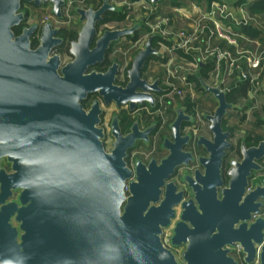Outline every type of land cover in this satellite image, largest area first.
I'll use <instances>...</instances> for the list:
<instances>
[{"label":"water","instance_id":"95a60500","mask_svg":"<svg viewBox=\"0 0 264 264\" xmlns=\"http://www.w3.org/2000/svg\"><path fill=\"white\" fill-rule=\"evenodd\" d=\"M21 1L37 6L49 3L56 17H61L63 5V0H0V154L5 155V133L9 129L5 126V75L16 78L21 73H64L62 78L54 76L53 80L60 83L51 86L59 113L69 114L67 124L58 126V135L68 133L80 147H85V156L80 149L77 158L80 169L84 162L86 171L84 190L80 181L75 196L71 186L60 183L56 191V217L58 226H64V234H58L55 264H178L161 242L162 230L174 218L177 206L179 219L170 240L175 246L185 245L183 264H236L230 256L236 244L248 264L254 258L255 246L261 244L260 259L264 264V217H252L260 214L264 182L249 187L252 174L263 172L260 161L264 158V135L255 146L246 147L241 141L240 158L227 160V151L232 148L231 134L223 130L222 121L227 111L236 106L226 101V90L208 85L198 70L194 76L201 89L216 101L212 113L203 115L209 137L198 135L194 141L190 132L182 133L183 123H190L192 118L179 103H174V118L168 125L171 139L163 138L160 145L166 154L158 161L152 158L146 163L135 159L129 166L127 152L137 141L146 140L150 128L139 130L135 120L123 134L118 116L113 115L109 121L111 143L105 150L102 106H126L130 113L142 105L152 107L154 93L162 92L159 80L149 83L141 71L147 59L156 57L158 52L151 46L152 38L147 39L132 57L124 84L116 83L117 61L104 71L90 68L104 60L111 44L132 37L142 27V21L130 27L97 30L105 12H116L118 7L103 0L98 8H74L80 28L69 45L72 59L60 66L58 54L45 62L51 47L59 42L53 38L55 30L50 29V23L42 26L40 44L35 50L29 48L28 35L36 24L14 37L11 28L22 18ZM146 1L155 5L161 0ZM214 1L232 6L237 0ZM87 94L97 97L83 111L80 101ZM193 143L204 154L198 155L197 168L190 173L188 167L194 161V153L185 148ZM180 167L186 168L181 182L192 194L186 200H182L183 191L176 192V185L169 181ZM58 176L66 177L60 169ZM68 218L79 220V226L70 229ZM67 234L68 240L71 237L75 242L60 245Z\"/></svg>","mask_w":264,"mask_h":264},{"label":"flooded vegetation","instance_id":"af4514ba","mask_svg":"<svg viewBox=\"0 0 264 264\" xmlns=\"http://www.w3.org/2000/svg\"><path fill=\"white\" fill-rule=\"evenodd\" d=\"M102 3L103 0H90L89 6L98 8ZM63 5L61 6V17H56L51 12L49 3L37 6L31 2L21 1L19 12L22 14V18L17 25L11 28L14 37H17L25 29L36 24V27L28 35L29 48L35 50L40 44L42 26L47 22L50 23V29L55 30L52 34L53 38L59 42L51 47L45 62H48L52 55L58 54L60 66L72 59L69 54V45L76 39L80 27L77 15L73 20L75 25H69L70 20H66L62 11ZM118 9L119 12L121 7L118 6ZM122 10L120 12L126 13L123 6ZM71 11L74 12V8ZM70 14L73 13L70 12ZM135 22L138 21L128 20L125 17L124 22L111 23H116L120 27H130ZM77 23L79 25H76ZM115 44H111V47ZM67 56L70 57L68 61L64 60V57ZM149 62L150 60L147 61L142 76L144 78L153 77L152 82L158 79L159 88L163 91L159 75L150 74L152 68L148 67ZM54 76L62 78L64 73L60 70L56 73H21L16 78L5 75V126L9 129L5 133V155L0 154V264H55L54 255L57 253L59 245L58 234L59 232L64 234V226H58L56 217V191L59 183L67 187L71 186L75 196V193L79 191V182L81 181L83 191L84 182L86 183L87 180L84 162L82 169L77 162L80 149L82 157L85 156L84 144L80 147L68 133L58 135V126L67 124L69 114L67 112L59 113L56 103H53L51 96L53 87L51 86L54 83H60L58 80H53ZM42 77L45 79L41 80ZM157 95L154 93L155 101L152 107L142 105L134 113H130L125 106L127 111H121V123L119 124L123 134L129 131L135 120L138 122L139 130L150 128L146 134V140L137 141L135 146L127 152V164H129L128 160L132 153L135 157L142 154L143 163L152 158L158 161L166 154L160 143L158 145L155 143L162 142L165 137L171 139L168 125L174 117L167 110L165 118L160 120L157 113ZM95 97L97 96L95 95ZM90 98V95L87 94L80 101L83 111H87L94 100V98ZM192 123L193 119L190 123L182 125V133H187ZM103 128L105 129V139L102 143L107 150L106 145L108 141H111V138L108 133L109 128ZM152 142H154L153 146ZM185 149L192 148L186 147ZM148 154L151 156L149 157ZM129 166L132 165L129 164ZM59 169L65 173V178L59 179ZM183 171L180 173L178 169H175L169 181L176 185V192L183 191L182 200H186L191 198L192 194L186 195L187 187L181 182ZM257 182L263 184L264 180ZM257 182L253 178L250 179L249 187L253 188ZM261 202L260 214L253 215L255 216H252L253 219L263 214L264 199ZM71 205L75 210L74 204L71 203ZM174 209V218L162 230L161 242L165 248L171 251L176 262L183 264L182 252L185 245L175 246L171 244L170 240L180 213L179 206ZM68 222L70 229L78 227L80 223L79 220L69 218ZM82 225L84 228V223ZM60 241L62 242L60 245L69 244V241L75 242L71 237L68 240V234ZM235 246L232 248L230 256L233 257L236 264H248L243 260L241 248L236 250ZM260 246L261 244L255 246L254 258L250 264H261Z\"/></svg>","mask_w":264,"mask_h":264},{"label":"built area","instance_id":"2783aa9c","mask_svg":"<svg viewBox=\"0 0 264 264\" xmlns=\"http://www.w3.org/2000/svg\"><path fill=\"white\" fill-rule=\"evenodd\" d=\"M63 2L65 4L62 11L69 21L71 9L77 7L86 9L90 0ZM121 4L130 11L138 9L143 15L130 18L132 21H142L136 39L121 38L117 42L118 44L123 41L121 46L117 45L112 52L119 64L117 79L125 80V70L131 63L133 55L142 49L147 39L156 38L155 46H151L158 52L155 57L157 61L151 62L153 65L162 64L164 70L163 76L160 77L163 91L156 98L157 113L161 121L172 103H179L185 109V101L196 102L197 89L191 76L200 70V65L209 67L208 75L203 80L210 86H219L227 91L233 83L247 81L248 98L263 94L264 45L248 42L245 35L236 33L240 26L249 20L242 7L229 6L214 0L204 5L196 1L183 0L182 4L175 7L173 13L169 15L160 13L156 5L146 0H126ZM126 19L130 20L127 16ZM253 22L260 25L256 20ZM219 42L234 47V50L221 46ZM242 42L251 43L253 49H241ZM160 60L164 62L160 63ZM120 76L123 78L119 79ZM147 78L152 82L153 77ZM186 113L193 119L187 132L191 133L195 141L201 126L206 123L201 113L195 111ZM261 216H264V211ZM239 248L238 245L235 246L236 250Z\"/></svg>","mask_w":264,"mask_h":264},{"label":"rangeland","instance_id":"374dc122","mask_svg":"<svg viewBox=\"0 0 264 264\" xmlns=\"http://www.w3.org/2000/svg\"><path fill=\"white\" fill-rule=\"evenodd\" d=\"M108 1L112 6H117V7L119 6L122 8L123 4H121V2L126 1V0H108ZM180 1L183 2V0H180ZM125 10H126L125 17L127 16L129 19L130 18L134 19L136 17L138 18L140 16V14L143 15V12H140L138 9H135L133 11H130L127 9H125ZM70 12H72L73 14H70L71 19H70L69 25L73 26V25H75V24H73V20H75L76 14L74 15L73 11H70ZM46 14H48V13H46ZM76 25H79V23H77ZM180 25H182V24H180ZM103 27L113 28V27H120V25L117 26L116 23H107V24L100 25L97 28V30H100ZM122 42L123 41H120L118 44L116 43L114 45V47H112L111 52H109V54H108L109 59L117 60V58H115V56L112 52L115 48H117V45L121 46ZM246 45L247 44L243 45V49L246 48ZM64 60L68 61V60H70V57H68V56L64 57ZM153 60L157 61L156 58H154ZM161 62H164V60H160V63ZM148 67L152 68V71L150 72V74L159 75L158 77L163 76V74H164L163 66L162 67H159V66L153 67V63L150 61L148 63ZM207 75H208V72H206V76ZM122 78H121V76L119 77V79H122ZM116 82H121V80L120 81L117 80ZM162 84L164 85V83H162ZM197 95H198V98H197L196 102L198 101L199 105H201V108H202V110H200V109H198V110L201 112L208 110L207 105L211 104V102H212L211 99H213V97L210 94H208L207 92L202 94L200 91H197ZM94 96H91V98L93 99ZM157 97H158V95L156 96V98ZM246 98L247 99H243V100H241V102L239 104L235 105L236 106L235 108L229 109L225 115V118H226L225 119V121H226L225 125L227 127H230L233 130V133L230 136V141L232 144V148L234 149L231 151V149H232L231 148L229 151H227V154H228L227 160L230 158H235V159L240 158V155L238 152H236L235 148L239 147L240 142L244 140V137L246 135H249V134L251 136L252 135H259V136L264 135V124L257 125V123H256L258 121L257 120L258 118L263 121L264 111H263L262 107L264 106V98L260 94L255 95L253 98H248V97H246ZM102 108L104 110L103 117H102V126L105 128H107V127L109 128V121L113 115L118 116L121 114V111H123V110L125 112L127 111L125 106L115 107V105L113 103H110L108 106H102ZM206 126L207 125H205V127L203 128V135L208 136L209 133L207 131L208 129ZM108 133H109V131H108ZM110 143H111V141L107 142V145H106L107 150L110 147ZM159 143L161 145V142H159V141H158V143L156 142L155 145H158ZM151 144L153 146L154 142H152ZM189 147L192 148L190 150L193 151V153H194V161L191 162L189 164V167H188L189 171L191 172L193 169L197 168L198 163H197L196 158L198 157V155H202V154L197 152V149L195 148L194 143L191 144ZM163 151L166 153L165 150H163ZM148 155H149V157L151 156V154H148ZM136 156L137 157H135V155L132 153V155L129 157V160H128L129 164L133 165L135 159H141L142 158V154L136 155ZM260 164L263 166V172L262 173L261 172L253 173L252 174L253 178H255L258 175L264 176V158L260 161ZM185 169L186 168L180 167V168H178V171H180V173H181L183 170L185 171ZM263 180H264V178L262 179V181ZM187 190H186V195L190 196L191 191L188 188H187ZM263 211H264V209H263Z\"/></svg>","mask_w":264,"mask_h":264},{"label":"trees","instance_id":"16d2710c","mask_svg":"<svg viewBox=\"0 0 264 264\" xmlns=\"http://www.w3.org/2000/svg\"><path fill=\"white\" fill-rule=\"evenodd\" d=\"M209 1V0H206ZM182 4L181 1L178 0H170V5L171 7H176V6H180ZM234 7H242L249 20L245 25H241L239 31H236V33L239 34H243L245 35L246 38H248V42H258L261 45H264V0H237L234 4ZM124 8V7H123ZM120 11H123L122 8L120 9ZM114 12V11H106L105 14L103 15V18L100 22L97 23L96 27L98 28L100 25L103 24H107V23H111V22H116V23H121L125 21V13L123 12ZM173 17V16H170ZM253 20H256L257 22L260 23V25L256 24L255 22H253ZM136 35H137V31L134 33V35L132 37H126L129 40H135L136 39ZM155 40L156 38H153L151 41V45L154 47L155 46ZM226 48H228V46H226ZM111 45L109 47V49L105 52V56H104V60L101 63H97L95 64L93 67H91L90 69H94L96 71H104L107 66H109L111 64L112 61H117V60H112L109 59L108 54L109 52H111ZM231 49V48H230ZM233 49V47H232ZM249 50L253 49V45L251 48H248ZM155 57H149L147 59V61L153 59ZM147 61L141 71L142 72L145 70L146 68V64ZM130 67V64L128 65V67L125 70V77H126V72L127 69ZM209 71V67L205 65L200 68V74L202 76V78L206 77V72ZM150 75V74H148ZM161 77V76H160ZM192 80L194 81L195 85H196V89L199 91H203L200 87L199 82L197 81V78L195 76H191ZM118 80V79H117ZM126 80V78H125ZM124 81L121 82H116L118 84H124ZM249 91V84L247 81H239V82H235L231 85L230 89H228L226 91V95H225V99L228 103L237 105L241 102V100L243 99H247V94ZM92 95H90L91 97ZM91 99V98H90ZM208 106V105H207ZM209 107V106H208ZM202 110L201 105H199L198 101L195 103H190L188 101H185V110L187 112H193L195 110ZM212 107H210L209 110H211ZM263 111H264V106L262 107ZM125 113V112H123ZM168 113H171V109L168 110ZM119 120L121 121V115H118ZM258 121L256 122L257 125L260 124H264V121H262L261 119H257ZM121 123V122H120ZM226 121H222V128L223 130H228L230 132V134L233 133V130L230 127H227L225 125ZM183 125H186V123H184ZM249 134V133H248ZM262 139V136L259 135H246L244 137V143L246 147H250V146H255L257 145V143ZM234 150L233 148L231 149V151ZM236 152H238V148H235ZM264 178V176L259 177L254 179L255 182L262 180Z\"/></svg>","mask_w":264,"mask_h":264},{"label":"crops","instance_id":"0c3cea01","mask_svg":"<svg viewBox=\"0 0 264 264\" xmlns=\"http://www.w3.org/2000/svg\"><path fill=\"white\" fill-rule=\"evenodd\" d=\"M178 1H180V0H178ZM191 1H196V2H198V3H200V4H202V5H204V4H206V3H209L210 1H212V0H209V1H206V0H191ZM156 6H157V9H158V11L160 12V13H165V14H172L173 13V10H174V8L175 7H171V5H170V0H161V1H159V2H157L156 4H155ZM177 7V6H176ZM123 27V26H122ZM104 28H110V27H103L102 29H104ZM113 28H116V27H113ZM102 29H100V30H102ZM127 39V38H126ZM127 40H129V39H127ZM240 41V40H239ZM219 44L221 45V46H223V47H226L227 45H225V43L224 42H219ZM245 44H247L246 45V48L245 49H243V45H245ZM252 47V44L251 43H244V42H242V45L240 46V48L241 49H243V50H249L248 48H251ZM231 48V49H230ZM228 49H230V50H234V47H233V49H232V46H228ZM154 59V58H153ZM153 59H151L150 61H154ZM157 66H159V67H162V65H160L159 63H155L154 65H153V67H157ZM204 66V65H203ZM202 65H200V67L202 68L203 67ZM206 66H208V65H205V67ZM207 77V76H206ZM205 77V78H206ZM204 79V78H203ZM263 85H264V82H263ZM162 87V86H161ZM163 88V87H162ZM198 91V90H197ZM200 91V90H199ZM202 94H204L205 92L204 91H200ZM263 98H264V92H263V94H260ZM212 100V102H211V104H208V110H206V111H204V112H201V111H199V110H195V112H198L199 114L201 113L202 114V116L205 114V113H212L211 111H213V109L216 107V101L214 100V99H211ZM172 104H174V103H172ZM171 104V105H172ZM171 105H170V109H171ZM210 107H212V109L211 110H209L210 109ZM138 108H140V107H137V109ZM148 110V109H147ZM189 113V112H188ZM192 113V112H191ZM170 115H173V117H174V113H173V110L171 109V113H170ZM226 118L224 117V119L223 120H225ZM205 123H206V121H205ZM188 125V124H187ZM206 125H207V123H206ZM205 127V125H202L201 126V128H200V133H199V135H203V128ZM207 127V126H206ZM203 136H205V135H203ZM197 152L198 153H200V154H204V151H203V149H197Z\"/></svg>","mask_w":264,"mask_h":264}]
</instances>
